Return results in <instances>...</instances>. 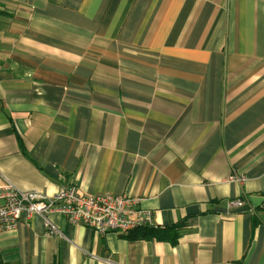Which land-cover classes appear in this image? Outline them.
Here are the masks:
<instances>
[{
    "label": "crops",
    "instance_id": "1",
    "mask_svg": "<svg viewBox=\"0 0 264 264\" xmlns=\"http://www.w3.org/2000/svg\"><path fill=\"white\" fill-rule=\"evenodd\" d=\"M2 178L182 227L171 244L54 213V236L34 215L0 264H264V0H0Z\"/></svg>",
    "mask_w": 264,
    "mask_h": 264
},
{
    "label": "built area",
    "instance_id": "2",
    "mask_svg": "<svg viewBox=\"0 0 264 264\" xmlns=\"http://www.w3.org/2000/svg\"><path fill=\"white\" fill-rule=\"evenodd\" d=\"M244 181V176L235 173L228 177V182ZM232 204L240 207L242 202ZM54 213L69 224L89 228L99 236L113 233L125 237L137 229L153 227L151 214L140 208L137 198L125 194L90 195L80 192L75 184L65 183L53 196H48L38 190H20L10 181L0 179V234L14 230L20 221L38 215L43 219L46 234L61 236L60 230L49 219Z\"/></svg>",
    "mask_w": 264,
    "mask_h": 264
},
{
    "label": "trees",
    "instance_id": "3",
    "mask_svg": "<svg viewBox=\"0 0 264 264\" xmlns=\"http://www.w3.org/2000/svg\"><path fill=\"white\" fill-rule=\"evenodd\" d=\"M181 224L171 225L170 227H143L133 231L127 238L130 239H152L159 241H168L171 244H176L180 235Z\"/></svg>",
    "mask_w": 264,
    "mask_h": 264
}]
</instances>
